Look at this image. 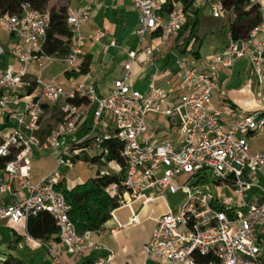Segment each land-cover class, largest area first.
<instances>
[{
    "label": "built area",
    "instance_id": "obj_1",
    "mask_svg": "<svg viewBox=\"0 0 264 264\" xmlns=\"http://www.w3.org/2000/svg\"><path fill=\"white\" fill-rule=\"evenodd\" d=\"M131 2L139 15L136 48L128 51L124 74L113 80L106 93H100L93 82L81 81L66 90L57 78L31 77V63L43 68L54 58L44 46L50 13L30 3H24L19 14L0 12V29L17 39L11 52L20 62L18 68L0 66V114L12 123L8 136L0 132V156L12 155L0 175V225L48 212L58 227V239L52 244L78 259L109 250L95 238L103 227L81 232L71 219L61 189L66 181L59 169L82 163V155L100 153L103 143L114 138L122 144L126 170L123 191L115 185L109 192L118 195L119 208L127 207L130 217L122 223L118 208L112 210L116 226L111 233L140 222L135 203L143 207L179 195L156 219L157 226L144 245V264H264V148L253 151L249 143V137L264 130V0H248L246 7L257 5L261 20L245 37L235 38L229 30L225 46L206 62L195 58L188 47L176 55L171 79L157 85L159 73H155L146 91L132 83L133 64L153 61L157 52L161 54L160 45L174 47L187 13L182 4H174L164 15L162 1ZM208 2L214 17L227 16L223 0ZM91 14L90 3L67 13L74 41L64 58L69 71L86 60L88 42L106 36L100 27L82 31ZM4 52L0 44V55ZM238 61H245V71L257 79L256 84L251 79L245 84L248 92L257 94L253 111L235 103L220 107L213 102L220 71ZM53 106L58 107L56 124L44 132L42 121ZM85 121L88 132L83 130ZM44 152L57 154L58 167L34 181L33 157ZM53 258L60 261L57 254ZM113 259L109 250L95 264H112Z\"/></svg>",
    "mask_w": 264,
    "mask_h": 264
},
{
    "label": "crops",
    "instance_id": "obj_2",
    "mask_svg": "<svg viewBox=\"0 0 264 264\" xmlns=\"http://www.w3.org/2000/svg\"><path fill=\"white\" fill-rule=\"evenodd\" d=\"M159 1L165 3L167 0ZM172 1L177 5L181 4L180 0ZM86 3L92 5V14L89 21L82 26V31L87 33L100 27L106 32V36L100 42H88L84 47L85 57L90 62L89 76L82 75L77 78H68L66 76V72L69 71L68 65L64 61L67 52L65 54H53L54 58L46 62L43 70L35 68L34 66L38 65L31 63L29 65V67L31 66V71L29 72L31 77L43 81L57 78L58 81L64 85L66 90L72 89L81 81L93 82L100 93H106L111 90L113 80L124 74V62L127 59V53L136 48L137 37L135 33L139 25L138 11L132 4L131 0H55L51 7L57 9L66 8L67 11H69L74 7ZM210 10L208 0H195L192 8L187 11L186 21L191 23V21L197 20V25L194 29L195 36H197L199 32L200 35L203 33L212 34L217 40L215 46L212 47L211 52H209L204 58L201 56L200 48H196L200 52L201 62H206L215 51L221 50L227 43L229 26L226 24V20L224 18L214 17ZM205 11H208V13L205 14ZM190 33L191 27L177 43H181V41ZM113 42H115V44H113ZM194 42H196V39H194ZM198 42L199 40L197 39V43ZM16 43L17 39L15 37L10 35L6 30L0 29V44L5 47V52L0 55V66L2 68L10 66L18 68L20 66V62L11 52V47ZM73 44L74 41L68 46V51H70ZM175 45L172 48L160 45L161 54H158L157 52L156 58H154L153 61L145 63L137 61L133 64L132 83L136 89L146 91L155 73H159V78L156 81L157 85H164L169 79H171L173 73L176 71L175 59L176 55L179 53L177 48H175ZM188 47L191 48L190 45ZM38 70L40 72H38ZM221 75L222 73L220 72V88L215 93L220 92L221 97L226 98L229 97V95L224 90L229 79L222 80ZM247 88L246 85H241L238 87L237 92L246 93L248 92ZM39 90L40 87H36V91ZM254 92L255 91L253 90V93H248L254 98ZM253 98L248 101H244L241 98L237 100L236 98L234 103L247 111H253L255 107ZM57 108L58 107L54 106L47 108V114L42 121L44 132L55 126L58 112ZM0 124H3L2 127H0V130L3 127H9L12 129V123L8 120L6 114H0ZM40 155V153H36L34 157ZM0 175H2V169L0 170ZM47 175L48 174L42 175L39 178H35L33 175L31 177L32 180L38 181ZM83 182L84 180H80L72 186H67L72 188ZM169 196L174 198L169 200ZM178 198L179 195H168L165 200L157 199L153 202L162 201L167 211V204L175 203ZM10 200V198L7 199V201ZM152 203L143 207L141 203H135L139 205L138 209H135L139 213V223L128 228L119 229L115 233H111L110 229L116 226V222L110 218L103 226L104 231L99 235H95L97 240L101 241L109 250L113 251L114 259L112 264H144L147 261L144 252V245L150 240L151 235L157 226L156 219L166 212L164 211L160 216H152L148 214L142 217L141 215L145 208ZM118 210H120V208L116 210V215ZM151 211H153V209H151ZM129 217L130 211L126 218H120L118 216L122 223H127ZM19 226L23 228L22 231L17 229ZM51 240L54 239L44 241L29 236L26 220H22L18 223L8 221L4 225H0V262L4 261L8 253L13 257L10 260V264H24L25 260L37 261V264H77L84 257L78 259L66 249L61 248L56 244H52ZM109 250H97L94 252L96 256L102 257L106 256L109 253ZM53 253L59 256V262L54 260Z\"/></svg>",
    "mask_w": 264,
    "mask_h": 264
},
{
    "label": "trees",
    "instance_id": "obj_3",
    "mask_svg": "<svg viewBox=\"0 0 264 264\" xmlns=\"http://www.w3.org/2000/svg\"><path fill=\"white\" fill-rule=\"evenodd\" d=\"M50 0H0V12L19 14L24 3H30L36 9L49 11L51 22L45 40V51L50 54L67 53L68 46L71 45L73 34L66 23V8H50ZM185 12L192 8L195 0H180ZM228 14L224 18L229 30L232 31L235 38L245 37L250 29L261 20L260 9L257 5L246 7L248 0H223ZM172 0H167L163 6V13L166 15L174 7ZM196 21H186L179 31L175 48L179 53H185L188 46L195 38L194 29ZM191 27V33L185 37L181 43H177ZM195 58L200 59L198 49L192 51ZM90 62L86 58L79 69L66 72L68 78L87 75ZM80 103L82 99H73ZM84 132H88V121L83 124ZM84 161L91 162L98 166L95 176L88 178L81 184L69 188L64 182L61 184L65 197L70 205V217L76 224L79 231H96L104 226L111 218V211L120 207L118 195L109 192L112 186H118L120 192L124 189V173L126 170V159L122 153V144L116 139L106 140L103 143V151L92 156L82 155ZM12 155L0 156V170L11 160ZM111 163L119 166L113 168ZM104 171V172H103ZM103 172V173H102ZM27 232L29 236L44 241L58 239V227L54 217L48 212H40L37 215H31L27 220ZM11 254H7L3 264H10ZM99 257L95 252L85 255L77 264H95Z\"/></svg>",
    "mask_w": 264,
    "mask_h": 264
},
{
    "label": "rangeland",
    "instance_id": "obj_4",
    "mask_svg": "<svg viewBox=\"0 0 264 264\" xmlns=\"http://www.w3.org/2000/svg\"><path fill=\"white\" fill-rule=\"evenodd\" d=\"M55 0H50L48 3V9L51 8V6L54 4ZM211 9V8H210ZM211 14L213 13L212 9L210 10ZM205 14L208 13V11L204 12ZM200 31V30H199ZM196 42L194 40L190 44L192 49L200 48L201 56L204 58L207 56L209 52H211V49L216 44V37L212 34H201L200 32L195 36ZM197 39L199 42L197 43ZM35 68H39L40 70H43V68L34 66ZM246 62L245 61H238L234 67L231 68H223L220 72L222 73L221 79L226 80L229 79V82L227 83V86L225 87V92L228 93L229 97L222 98L220 92L214 93L213 95V102L215 105L222 107V104H232L235 102L236 98L239 100L241 98L244 101H248L253 98V96L250 95V93H239L237 92V89L241 85H245L246 82L251 79L255 84L257 83V79L248 71H245ZM31 71V66L29 67L28 72ZM38 72H40L38 70ZM220 78V76H219ZM62 79V78H61ZM64 80V79H63ZM255 91V90H254ZM255 96L256 91L254 92ZM263 97H264V89H263ZM3 124H0V127H2ZM0 132L4 136H8L11 132V128L9 127H3L1 128ZM249 142L251 144V149L253 151L259 150L264 148V130L258 131L255 135H252L249 137ZM58 163H57V154L55 152H44L38 157H33V170L31 174L35 178H39L42 175L49 174L55 169H57ZM98 166L96 164H91L90 162L83 161L82 163H77L72 168H66L62 167L59 169V171L63 174L67 185L72 186L76 182L80 180L86 181L88 178L93 177L97 173ZM174 197L169 196L168 199H173ZM138 204L134 205V208L138 209ZM153 209V211H151ZM164 211H166V207L164 206L162 201H156L153 202L151 205L147 206L142 213V217L150 214L152 216H160ZM117 215L121 217H127L129 215L128 208H120V210L117 211ZM146 225V224H145ZM18 230L22 231V227H18ZM156 261L158 259H155ZM155 261V262H156ZM24 264H37V261H28L25 260Z\"/></svg>",
    "mask_w": 264,
    "mask_h": 264
}]
</instances>
